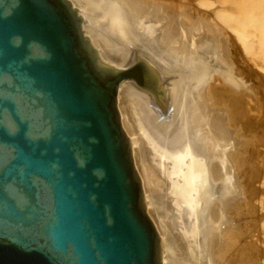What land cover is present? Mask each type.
<instances>
[{
	"label": "water",
	"instance_id": "95a60500",
	"mask_svg": "<svg viewBox=\"0 0 264 264\" xmlns=\"http://www.w3.org/2000/svg\"><path fill=\"white\" fill-rule=\"evenodd\" d=\"M68 0H0V264H160L103 65ZM135 68L143 84L129 75Z\"/></svg>",
	"mask_w": 264,
	"mask_h": 264
},
{
	"label": "bare ground",
	"instance_id": "6f19581e",
	"mask_svg": "<svg viewBox=\"0 0 264 264\" xmlns=\"http://www.w3.org/2000/svg\"><path fill=\"white\" fill-rule=\"evenodd\" d=\"M68 1L82 18L83 32L103 65L122 69L140 59L149 75L156 76L155 91L140 88L130 79L123 80L116 107L140 183L142 203L158 235L160 264L167 263L169 249L176 250L184 260L189 257L185 230H193L196 264H229L224 255L241 247L236 241L242 228L233 223L231 211L240 207L243 194V185L230 157L234 134L225 125L227 112L223 105L229 97L221 98L208 82L203 85L207 75L203 68L197 71L200 78L194 86L183 75L179 96L174 100L177 90L173 92L163 73L167 68L178 70L192 61L204 60L214 50L212 38L220 35L216 30L221 29L207 27L199 20L185 26L182 20H172L176 15L172 13L173 7L156 0ZM224 18L220 14L216 19ZM199 24L205 30L203 33L199 31L201 27L196 28ZM234 33L239 39L244 37L238 31ZM126 42L141 45L142 52H134L127 61L118 63L117 57L125 56L127 51ZM219 44L221 61L227 69L228 52L223 39ZM216 74L223 83H233L223 70ZM170 101L174 111L171 124ZM161 117L163 123H158ZM158 156L166 163L161 171L153 164ZM175 206L183 207L179 212L181 225L175 216L170 217ZM191 216L193 223H189ZM258 251L255 253L259 254Z\"/></svg>",
	"mask_w": 264,
	"mask_h": 264
},
{
	"label": "rangeland",
	"instance_id": "374dc122",
	"mask_svg": "<svg viewBox=\"0 0 264 264\" xmlns=\"http://www.w3.org/2000/svg\"><path fill=\"white\" fill-rule=\"evenodd\" d=\"M159 1L164 6L173 7L175 11L172 13L176 15L172 20H182L185 26L190 25L191 21L199 20L207 27L221 29L216 30L217 33L220 32V35H214L215 37L212 38L216 45L214 50L210 51L204 60L192 61L191 64L178 70L167 68L163 70V73L173 88V92L177 90L176 95L173 96L174 100L179 96L183 75L185 74L183 78L194 86L200 78L196 76L197 71L203 68L207 74L203 79V85L208 82L209 87L217 90L221 98L222 96L229 97L228 102L223 105L227 112L225 125L230 128L231 134H234L236 143V146L235 143L232 144L230 157L234 164V171L237 172L240 183L243 185L242 202L240 201L238 209L231 211V219L234 224L240 225L242 232L240 238H236V242H239L241 247H235L233 251L224 256L229 264H253L254 260H257L258 264H264V0H156V2ZM82 7L86 12V7ZM220 14L223 18L225 17V22L220 20V23L216 19ZM167 21L170 22L171 19L168 18ZM199 27H201L199 31L203 33L205 30L201 25L196 27L197 30ZM234 31H238L241 34L240 37H244L239 39V35H236ZM218 39L219 41L223 39L225 42L228 52L226 60L229 68L227 69H224L221 61L222 51ZM184 40L186 41V38L180 40L176 46L182 44ZM126 45L125 56L117 57L118 63L125 62L124 59L127 61L134 52H142L141 45L138 46L134 42H126ZM222 70L228 74L227 78L233 82L232 84L223 83L221 77L216 74ZM215 97L217 96H214V100ZM171 102L168 117L170 124L174 116ZM129 105L132 106V103ZM134 113L136 115L135 110ZM157 122L163 123L162 117L157 119ZM153 161L160 171L161 168L166 167L163 165L166 163L162 162L159 156ZM174 208L170 217L175 216L177 224L181 225L179 212L183 207L175 206ZM190 218L189 223H193V217ZM185 233L186 237H189L186 239L189 241H186L189 257L184 260L176 250L169 249L166 264H196L195 249L192 248L193 241L191 240L193 230L191 232L185 230ZM257 251L260 253L256 254Z\"/></svg>",
	"mask_w": 264,
	"mask_h": 264
},
{
	"label": "flooded vegetation",
	"instance_id": "af4514ba",
	"mask_svg": "<svg viewBox=\"0 0 264 264\" xmlns=\"http://www.w3.org/2000/svg\"><path fill=\"white\" fill-rule=\"evenodd\" d=\"M138 68H135L131 73H129L130 76H132L133 78L136 79V81L139 83V84H143V80H142V77L140 75H137V70Z\"/></svg>",
	"mask_w": 264,
	"mask_h": 264
}]
</instances>
